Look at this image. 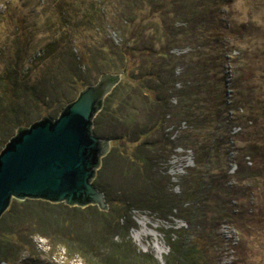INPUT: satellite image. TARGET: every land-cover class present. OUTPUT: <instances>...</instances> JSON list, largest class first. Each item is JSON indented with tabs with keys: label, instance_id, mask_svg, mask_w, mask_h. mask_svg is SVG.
Instances as JSON below:
<instances>
[{
	"label": "rangeland",
	"instance_id": "1",
	"mask_svg": "<svg viewBox=\"0 0 264 264\" xmlns=\"http://www.w3.org/2000/svg\"><path fill=\"white\" fill-rule=\"evenodd\" d=\"M124 45L153 50L144 65L156 78L169 81V96L202 87L191 101L180 96L193 116L187 121L179 115L184 106L175 97L167 115L164 100L157 101L164 95L160 90L152 93V101L138 94L127 100V89L118 95L120 120L105 116L103 138L157 130L143 139L130 135L138 140L134 149L117 139L99 170L108 157L101 188L106 200L151 194V183L143 180L145 166L133 155L156 154L160 157L151 174L164 183L168 196L181 195L178 200L185 202L184 190L192 187L197 207H208L203 225L196 221L197 236L206 239L202 246L208 263L264 264V0H0V78L22 52V70H33L40 97L39 103L22 93L20 84L9 100L0 85L5 103L0 143L13 133L11 107L31 122L57 117L66 101L81 92L73 75L88 86L97 84L103 56L108 53L109 63L119 67ZM154 61L163 66L154 68ZM150 83L157 85L155 79ZM120 85L129 82L123 79ZM145 143L148 148L140 149ZM196 157L204 166H196ZM170 198L173 205L179 203ZM205 199L207 205L201 202ZM93 207L97 209L14 199L0 219V264H91L86 253L92 252L98 259L107 257L106 245H100L107 236L103 211ZM179 214L141 205L132 211L126 229L113 230L107 241L123 242L133 252L167 264L168 237L191 229ZM12 232L18 245L8 243Z\"/></svg>",
	"mask_w": 264,
	"mask_h": 264
},
{
	"label": "trees",
	"instance_id": "2",
	"mask_svg": "<svg viewBox=\"0 0 264 264\" xmlns=\"http://www.w3.org/2000/svg\"><path fill=\"white\" fill-rule=\"evenodd\" d=\"M152 52L153 50L147 47L146 45H144L139 50L124 45V52L122 51L119 54L120 56L119 63H121L119 67L109 63L108 53L103 56L102 59L103 68L100 71L101 76L103 74L112 71L118 72L122 74L123 76L122 79L129 82V85H131V87H128L129 85L121 86L119 84L112 92V94H110L107 97L105 101L104 109L95 118L94 130L98 136L100 137H102L103 135L105 136V134L102 132L105 122L104 120L105 116L111 117V120L113 121L120 120V113L118 116V112H116L117 110L115 109L117 108L116 105L117 97L126 89L130 92V93L128 92L129 95L127 100L130 99V95L131 97H133V95L135 94L140 95L143 99H147L148 97L150 99L153 97L152 93H155L158 90L162 91L164 95H162V97H157V101L164 100L163 107L165 110H167L166 111L167 115L169 114L170 116L171 114L168 111V108L172 107L171 101L173 97L178 98V100L182 104L181 106H184L183 104L184 102L182 103L183 100L182 98L191 101V97L193 96V94L201 90L202 86L198 87L199 90L194 89L192 91H189L187 89H184L183 94H179L180 92H182L179 89L177 91L179 93L175 92L173 93V96H169L168 92L171 89L170 87L166 89V85L169 83V81L168 80L165 81L164 77L161 78V75H158V77L156 78V74L154 73L153 69H150L146 65H144L145 59H147L148 57L152 58ZM20 54H22V52H20ZM20 54L16 57V60L14 62L10 63L11 67L6 69V72L4 73L5 75L0 78V85L2 86L3 96H6L9 100H12L15 97L21 84L22 85L21 92L28 93L31 96H34V99L40 103V97L37 93L38 84L36 82V77L34 76L32 69H28V71L22 70V68L25 67L26 62H25V58L23 57V54L22 55ZM138 54L141 55L140 58L137 57ZM42 56L43 54H41L40 57ZM42 58L45 60L48 57H42ZM155 64L157 65L158 63L154 61L153 64H151V66L153 65L155 66ZM161 66H163V64H158L154 68H159ZM136 69H139L140 71L138 74H134V70ZM73 76L75 78L78 88L80 89V91H83L88 86L89 83H86L85 82L86 80L81 79V77L77 73L74 74ZM152 79L156 80L157 85H152V83H150ZM180 96H182V98H180ZM76 98L70 100H67L68 98H66L67 101L63 105L61 111L64 109V107L67 104L74 101ZM152 100L153 99H150V101ZM0 102H1V96H0ZM10 104L13 105L11 102ZM4 105L1 102L0 109L5 108L3 107ZM189 107L191 110V105H189ZM187 108L188 107L186 105V107L184 106V108H182L181 113L179 112V115H182L185 121L189 120L190 118H193V116L190 115L189 110ZM15 110H16L15 108L11 107L8 119L10 120V123L12 125L13 133L7 136L8 138L6 139V142L11 139V136H13L14 133H16L20 127H28L32 123H34L33 121L31 122V120L27 116L17 115V112ZM47 113H50V111H47ZM10 115L12 116L11 118ZM158 122L160 121L158 120L157 124ZM156 130L157 127L151 129L149 132H144V131L140 132L138 130H135V133H133V135L124 132V134L117 137L116 139L113 140L110 139L112 140L111 148H116L118 144L117 141L118 139V140H122L126 145H128L130 149L131 148L134 149V147L138 145L137 144L138 140H134V139L132 140L131 138H129L130 135L132 137L134 136V134L136 135L138 134L143 139L145 136H148L149 134L155 132ZM6 142L4 144L0 143V152L5 147V144H7ZM134 144L136 145L132 147ZM143 147L148 148V144L147 143L143 144L142 146H140V149ZM140 155L141 157H139L138 154L136 153V155L133 156L137 157L140 160V163L145 166L143 180L145 184L151 183L153 192L149 195L148 194L143 195V197H141L138 200L124 199L122 201H118L115 199H111L110 197L109 199H107V203L109 207L108 209H110V211L107 213L106 211L101 212V215H103L102 231L107 236L106 238L104 237L100 238V243H101L100 245L102 246L106 245L105 250H107L106 253L107 257L105 256V258L103 259H98L93 252L86 253L88 256L92 257V259L89 262H92L91 264H159L158 260L153 255H150L148 253L138 254L137 252H133L131 247L125 246L123 242H114L112 238L110 240L111 241L110 244L108 243L109 241H107V238L109 237L108 235L113 230L126 229V224L128 223V220L131 217L132 211L140 209V206L142 205L149 207L150 210H153L155 212L168 213V212L178 211L180 213L178 217L180 219H184L186 223L191 227V229H185V228L178 229L168 237L167 243L170 248V256L168 257L167 264H209L206 255L204 253V247L202 246L203 240L206 241V239L202 235L197 236L196 234L198 233V231H196L198 227L196 221L201 223L199 225H203L202 222L204 221L203 219L206 218L205 213L207 212V210L204 209L208 207H205L204 209H200L197 207L199 200L196 197L198 195L197 192L194 191L192 187H189L188 190H184V194L187 196V200L185 202L178 200V197L180 198L181 195L169 194L168 196L167 188L164 185V183L160 179H158L157 175L155 176L154 174H151V172L156 169L158 157L160 156L155 154L150 157L148 155H144L143 152H140ZM196 155L198 156V154ZM108 161L109 158L107 157L102 172L99 173V175L94 181L95 185L100 190L101 188L102 189L105 188L103 182L105 183L104 174H105V170H107ZM203 163L204 162H201L198 159V157H196L197 167L204 166ZM204 183L205 182L201 181V185H206V187H208L209 183H205V184ZM170 197H172L174 201L179 203H177V205L176 204L173 205L172 199ZM207 201L208 199H205V201H201V202L204 205H207ZM46 204L48 206H51L49 203ZM185 204H188V206L184 207ZM89 207L90 208L92 207L95 210L97 209L93 206H89ZM74 209H79V208L74 207ZM121 220H125L126 223L124 222L125 224H121ZM27 222L28 219L26 220L25 223ZM174 235L175 236L177 235V237H175ZM7 238H9L8 241L9 244L18 245V241L16 239L15 233L12 232L11 234L8 235ZM171 260L173 261V263H170L172 262Z\"/></svg>",
	"mask_w": 264,
	"mask_h": 264
},
{
	"label": "water",
	"instance_id": "3",
	"mask_svg": "<svg viewBox=\"0 0 264 264\" xmlns=\"http://www.w3.org/2000/svg\"><path fill=\"white\" fill-rule=\"evenodd\" d=\"M122 74L106 73L55 117L20 127L0 152V219L14 199L108 209L94 181L112 140L94 130L95 118ZM111 151V152H110Z\"/></svg>",
	"mask_w": 264,
	"mask_h": 264
}]
</instances>
